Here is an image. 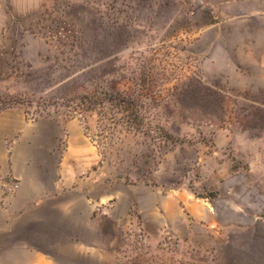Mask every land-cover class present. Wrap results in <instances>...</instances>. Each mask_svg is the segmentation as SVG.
I'll return each mask as SVG.
<instances>
[{
	"label": "rangeland",
	"instance_id": "374dc122",
	"mask_svg": "<svg viewBox=\"0 0 264 264\" xmlns=\"http://www.w3.org/2000/svg\"><path fill=\"white\" fill-rule=\"evenodd\" d=\"M263 6L45 0L36 18L10 17L0 110L23 99L28 121L59 123L57 153L71 143L80 173L94 156L87 174L110 190L88 256L63 264H264ZM103 89L144 97L150 138L120 115L74 112Z\"/></svg>",
	"mask_w": 264,
	"mask_h": 264
},
{
	"label": "crops",
	"instance_id": "0c3cea01",
	"mask_svg": "<svg viewBox=\"0 0 264 264\" xmlns=\"http://www.w3.org/2000/svg\"><path fill=\"white\" fill-rule=\"evenodd\" d=\"M44 3L0 0V42L10 17L36 18ZM253 17L264 32V6ZM62 134L59 123L28 121L20 107L0 112V176L19 183L12 194L0 185V264H63L58 257H86L93 247L91 219L97 206L110 202V190L87 174L94 156L80 173L71 143L57 153Z\"/></svg>",
	"mask_w": 264,
	"mask_h": 264
},
{
	"label": "trees",
	"instance_id": "16d2710c",
	"mask_svg": "<svg viewBox=\"0 0 264 264\" xmlns=\"http://www.w3.org/2000/svg\"><path fill=\"white\" fill-rule=\"evenodd\" d=\"M111 90L117 91L116 89ZM97 93H99V90H97L95 94ZM101 94H103L104 96L102 99H100L99 97L97 98L96 95H93L90 98L80 100V103L74 107V112L77 113L78 111L80 114H84L92 113L96 111V109H100V112H105L106 114L109 112L113 116L120 115L122 117V120H124L123 124L127 132L143 134L150 138V134L153 130V127H151L149 123L147 125L145 124V121L141 116L142 114L140 113L141 108H139V105L142 108L144 107L143 104H140L141 100L144 99L143 96L140 95L135 97L133 96V94L127 96L119 93V91H117V93H108L105 89L101 91ZM108 94L109 96H113L115 94V96L106 99L105 97H107ZM146 100H148V98H146ZM20 105H25L23 99L21 100L17 98H12L9 100L8 104H6V106H4L0 110V112L5 109L13 108ZM85 130L86 135H89V133L87 132L89 131V128L87 126H85ZM166 138L168 139L170 137L166 135Z\"/></svg>",
	"mask_w": 264,
	"mask_h": 264
},
{
	"label": "built area",
	"instance_id": "2783aa9c",
	"mask_svg": "<svg viewBox=\"0 0 264 264\" xmlns=\"http://www.w3.org/2000/svg\"><path fill=\"white\" fill-rule=\"evenodd\" d=\"M0 185H2L7 194H12L19 189V183L15 181H6L0 177Z\"/></svg>",
	"mask_w": 264,
	"mask_h": 264
}]
</instances>
